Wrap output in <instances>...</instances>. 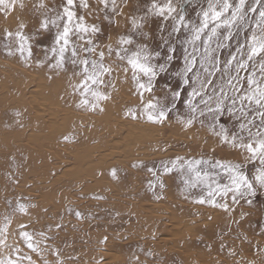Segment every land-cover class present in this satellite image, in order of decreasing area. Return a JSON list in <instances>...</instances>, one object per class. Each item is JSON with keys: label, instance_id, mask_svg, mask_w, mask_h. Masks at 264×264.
Returning <instances> with one entry per match:
<instances>
[{"label": "rangeland", "instance_id": "rangeland-1", "mask_svg": "<svg viewBox=\"0 0 264 264\" xmlns=\"http://www.w3.org/2000/svg\"><path fill=\"white\" fill-rule=\"evenodd\" d=\"M86 2L87 7H82L81 0H76L72 10L84 17L89 30L93 24L101 29L94 36V46L103 49L112 43L115 48L119 36L132 35L137 44L161 53L154 62L164 64L166 70L158 72L149 93L137 88L131 70L125 76L121 71L125 64L106 53V62L115 69L105 81L111 99L101 102L104 111H92L80 105L83 97L74 90L81 77L80 68L71 63L70 51L63 67H49L50 62L55 64L54 55L59 58L50 51L59 47L54 45L57 27L39 29L44 17L63 15L66 0H43V7L41 0H18L15 10L0 13V223L5 216L12 219L8 245L15 244L36 264H264V188L257 187L255 195L238 197L237 203H232L230 194L225 211L219 206L225 202L221 196L214 197L216 205L194 202L200 195L207 198L208 188L205 184L188 188L184 180H194V174L181 171L179 162L172 173L162 177L163 188L147 170L171 166L177 156L222 162L242 157V151L218 143L210 130V116L201 117L197 111L191 127L183 123L192 116L184 103L192 86L183 84L177 73L184 71L185 55L193 51L188 43L191 29L202 21L209 0H172L176 14L184 15L189 23L175 34L171 19L148 14L151 0H115V12L111 0L108 7L101 0ZM132 17H143V26L133 30ZM257 20L258 13L249 14L250 25ZM18 21L27 25L23 31L30 38V56L27 46L22 55L14 46L18 41L3 36L6 28L15 31ZM66 22V17L58 21L61 30ZM77 22L73 19L70 25L69 48L76 43ZM247 28L239 35L233 30L234 38L225 42L228 47L218 50L222 58L235 50L237 41L243 43L251 35ZM219 33L222 37L226 29ZM169 43L175 51L166 62ZM10 44L11 55L6 51ZM195 46L203 52L202 41ZM199 60L198 54L190 76L201 70ZM143 82L147 83V77ZM168 89L181 91V98L166 121H149L137 93H143L145 102L155 101ZM129 109L138 116L129 115ZM240 122L239 113L221 119L238 134ZM256 126H260L259 119ZM139 161L146 167L132 166ZM112 169L117 170L115 178ZM254 170L252 165L245 169L249 176ZM217 171L219 182L229 183L227 174ZM150 181L154 187H149ZM17 201L30 206L28 214L13 210ZM76 210L83 214L81 218L73 214ZM56 223L62 228H55ZM19 224L28 226L26 230L42 251L30 252L21 243ZM9 253L15 257L10 247H0V256Z\"/></svg>", "mask_w": 264, "mask_h": 264}, {"label": "snow or ice", "instance_id": "snow-or-ice-1", "mask_svg": "<svg viewBox=\"0 0 264 264\" xmlns=\"http://www.w3.org/2000/svg\"><path fill=\"white\" fill-rule=\"evenodd\" d=\"M105 7H108L109 0H101ZM18 0H0V13L7 14L8 11H13L17 7ZM76 0H66V5L63 8V15H57L54 19L44 17L39 22V29L48 30L49 25L57 27V35L54 45L50 51L58 53V59L54 55L55 64L50 62L49 67H63L65 64V54L70 51L71 63L80 68L78 75L81 79L74 86V90L80 92L83 97L80 100L81 106L90 107L92 111H104L101 102L111 99L110 93L107 91L108 84L105 83L107 78L113 74L115 69L110 63L106 62V53L108 56H115L118 61L125 64L121 70L125 76L129 70L132 71L131 79L135 82L138 89H143L152 93L155 85L153 81L158 76V72L165 71L164 64L157 63L161 53L153 51L147 44H137L132 35H121L118 37L115 48L112 43H109L105 48L101 49L94 46V36L101 29L95 24L91 30L83 22L84 17H77L76 12L72 10ZM112 11L115 12V0H111ZM219 5V10L217 9ZM43 7V0H41ZM81 6L87 7L86 0H81ZM20 7H23L20 4ZM148 14L156 15L164 20L171 19L173 21V34L181 31V26L187 28L189 23L182 14H176L177 10L173 6L172 0H151L148 7ZM258 13V20L255 25L249 24V14ZM202 21L194 26L192 36L188 41L193 45V51L185 55V67L182 73H177L181 76L182 83L192 86V91L188 94L187 100L184 101L189 107L191 118L184 120L186 127H191L196 120L195 113L199 111L201 117L210 116V130L216 136L220 145L231 146L235 150L242 151V157L236 162H222L218 159H198L183 158L177 156L175 160L169 164H164L162 170H147L153 177L159 181L158 186L163 188L164 183L162 177L170 174L177 166L181 171H187L189 174H194L195 179H185L184 184L191 189H195L200 184H205L208 188L207 198L204 195L198 196L194 202L199 204L211 203L216 205L214 197L221 196L225 202L221 205L225 211L229 210V204L226 202L231 194L232 203L238 202V197L243 198L246 195H255L257 187L264 188V0H209L208 7L202 11ZM67 19L63 23L62 30L58 21ZM73 19L78 22L75 25L76 43L70 45V33L73 29L70 25ZM143 17H132L130 23L133 30L142 27ZM248 26L247 30L251 35H246L243 43L237 41V45L233 52H230L227 58H222L218 54V50L228 47L226 41L234 38L233 30L236 35H239L240 30ZM27 25L23 21H18L15 31L6 28L3 32L5 39L18 41L14 46L23 55L26 50L31 55V46L29 44V36L24 33ZM221 28L226 29V34L222 37L219 33ZM162 30L163 26H162ZM207 30V31H206ZM87 35V38L85 36ZM215 39V48L212 47V42ZM197 41H202L203 52L195 46ZM125 45L129 47H124ZM13 45L6 46V51L9 55L12 54ZM135 50L128 55L130 49ZM175 48L169 43L166 62L173 59ZM200 55V69L195 71L193 76L189 73L194 72L197 63V55ZM130 66V68H129ZM119 67V65H117ZM159 70V71H158ZM243 73V75H242ZM257 75L259 79H257ZM147 77V83L143 82V78ZM217 78L220 83L217 84ZM210 90V91H209ZM91 96V99L88 96ZM181 91L168 89L165 91L162 98H157L155 101L149 98L146 102L143 101V93L138 92L137 95L141 100L142 106L148 113V120L153 122L163 123L168 119V115L174 108L175 101L181 98ZM239 113V134L231 132L221 123V119L226 114L234 116ZM128 114L137 117L138 112L129 109ZM19 115V113H17ZM251 116V119L248 117ZM259 119L260 126H256V120ZM257 127V131L253 133L252 128ZM247 132V136L244 133ZM64 140H69L68 136ZM215 151V149H213ZM186 165V168H185ZM252 165L254 172L251 176L245 169ZM133 167H146L143 161H139L132 165ZM202 166L203 167L202 169ZM222 170L227 174L229 183L221 184L217 177L220 176ZM114 178L117 175V170L112 169L110 173ZM213 181L215 188H213ZM149 187H154L152 182H149ZM95 199H103L102 196H96ZM10 204L12 202H9ZM251 203V200H248ZM29 205L16 202L15 212L28 214ZM35 207V205H31ZM70 211H72L70 209ZM73 214L77 218L82 217V213L78 210ZM12 219L5 216L3 222L0 223V247L11 248L15 252V257L9 253L7 257L0 256V264H23L26 260L28 264H36L31 255L24 256L21 249L15 244L8 245L9 226ZM55 228H62V224L56 223ZM27 225L19 224L17 235L30 252H37L39 249L38 242L34 240L33 235L28 232ZM52 227L51 225L49 226ZM39 235L44 238L43 232ZM42 251V250H40ZM230 254L231 250H230ZM55 255L59 256L58 250ZM46 264V262H45Z\"/></svg>", "mask_w": 264, "mask_h": 264}, {"label": "bare ground", "instance_id": "bare-ground-1", "mask_svg": "<svg viewBox=\"0 0 264 264\" xmlns=\"http://www.w3.org/2000/svg\"><path fill=\"white\" fill-rule=\"evenodd\" d=\"M102 160H103V159H102ZM103 161H104V160H103ZM87 163H88V164H90V163H91V161L89 160V162L87 161Z\"/></svg>", "mask_w": 264, "mask_h": 264}]
</instances>
